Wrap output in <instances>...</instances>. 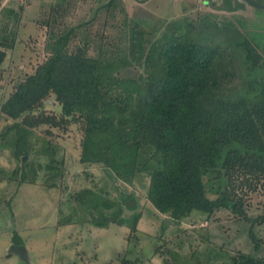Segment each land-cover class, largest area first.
Listing matches in <instances>:
<instances>
[{
	"label": "trees",
	"instance_id": "16d2710c",
	"mask_svg": "<svg viewBox=\"0 0 264 264\" xmlns=\"http://www.w3.org/2000/svg\"><path fill=\"white\" fill-rule=\"evenodd\" d=\"M213 2L216 11L151 29L143 15L125 12L122 0H107L96 16L122 17L117 39L92 40L94 18L52 34L48 57L2 102L12 123L0 138L15 136L21 161L34 129L76 124L80 163L101 165L130 185L144 175L147 199L173 223L194 211L207 221L230 210L249 223L254 246L231 256L230 264H264V235L257 229L264 210L250 215L246 204L248 194L264 189V9L250 5L259 15L248 17L237 13L249 5L244 0ZM17 36L16 29L11 42L0 37V70ZM49 97L62 109L61 125L40 113Z\"/></svg>",
	"mask_w": 264,
	"mask_h": 264
},
{
	"label": "rangeland",
	"instance_id": "374dc122",
	"mask_svg": "<svg viewBox=\"0 0 264 264\" xmlns=\"http://www.w3.org/2000/svg\"><path fill=\"white\" fill-rule=\"evenodd\" d=\"M29 1L14 50L16 72L10 71L13 63L9 58L0 71V106L15 90L16 82L33 73L48 57L45 46L52 34L56 36L92 18L94 25L88 30L94 41L111 36L117 39L122 28L120 15L115 19L106 12L96 16L107 0ZM206 1L122 0L125 12L143 15L151 29L197 11H216L214 0ZM38 13L39 20L34 24ZM237 13L259 15L250 5ZM2 32L0 37L12 36ZM79 42L77 38L72 47ZM95 52L93 46L90 53ZM61 112L55 99L49 97L40 113L61 125ZM11 123L0 109V134ZM81 136L76 124H70L67 130L43 124L27 136L21 161L14 155L15 136L11 133L0 138V264H12V258H7L11 237L24 242L13 246L29 247L33 253L29 251V261L13 252L17 264H230V257L238 251L254 252L249 223L230 210L216 211L207 221L194 211L181 223L169 222L147 199L149 179L144 175H138L130 185L101 165L80 163ZM14 169H18L16 174ZM24 173L27 182L20 185ZM129 194L133 197L123 203ZM246 204L250 215L261 213L264 189L248 194ZM138 213L142 216L137 231L132 233ZM257 229L264 235V226Z\"/></svg>",
	"mask_w": 264,
	"mask_h": 264
},
{
	"label": "crops",
	"instance_id": "0c3cea01",
	"mask_svg": "<svg viewBox=\"0 0 264 264\" xmlns=\"http://www.w3.org/2000/svg\"><path fill=\"white\" fill-rule=\"evenodd\" d=\"M30 3L31 2L29 0H25V1H22V0H2L0 3V32H2V30H5V31L12 33V31H16V29H17L18 36H17L15 48H16L17 42L19 41V38H20L19 37L20 36L19 29H20V27L23 28V25H24L23 18L25 16L27 6ZM39 17H40V13H38V15L34 18L32 23L36 24V22H38V20H39ZM26 32H28V30ZM8 40L11 42L12 36L8 37ZM15 48L6 50L7 54H8L7 58H9L11 60V62L13 63L12 67L10 69V71H12V72H16V70L14 68V65H15V61H14L15 51L14 50H15ZM5 61L3 62L2 69L0 71L4 70L3 65H4ZM11 240H12V237H11ZM11 240H9L8 246L12 247L13 245H21L19 243H14V241L13 240L11 241ZM28 248L29 247H26V252H27L26 258H27V260L30 261L32 256H30L29 251L31 252V254H33V253H32V250L30 248L29 249ZM12 253L13 252H9V254L7 255L8 256L7 258H12V264H17V259L15 256H13Z\"/></svg>",
	"mask_w": 264,
	"mask_h": 264
},
{
	"label": "water",
	"instance_id": "95a60500",
	"mask_svg": "<svg viewBox=\"0 0 264 264\" xmlns=\"http://www.w3.org/2000/svg\"><path fill=\"white\" fill-rule=\"evenodd\" d=\"M244 1H246L249 5H252V6L256 7V8L264 9V4L256 3L253 0H244ZM142 78H143V74H140L139 79L141 80ZM168 221L170 222V220H168ZM10 250H11V252L17 253L21 257H23V258L25 257L26 258L27 252H26V247L25 246H13V247H11Z\"/></svg>",
	"mask_w": 264,
	"mask_h": 264
}]
</instances>
